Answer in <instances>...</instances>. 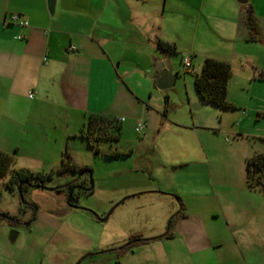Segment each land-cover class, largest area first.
I'll list each match as a JSON object with an SVG mask.
<instances>
[{"label": "rangeland", "instance_id": "obj_1", "mask_svg": "<svg viewBox=\"0 0 264 264\" xmlns=\"http://www.w3.org/2000/svg\"><path fill=\"white\" fill-rule=\"evenodd\" d=\"M133 1L142 8L153 7L150 0L109 3L110 10L121 6L126 36L135 26ZM248 6L254 12L256 40L248 33L244 40L240 34L236 37L235 23ZM160 7L165 12L147 34L146 52L149 60L152 53L163 54L154 49L156 37L175 44L177 53L169 60L177 82L160 90L144 66L148 60H129L135 45L132 40L124 43L118 53L125 54L122 70L131 88L118 105L124 113L119 117L120 138L100 140L99 152L82 139L64 147L73 153L75 164L91 172L61 173L60 163L34 171H52L46 182L50 188L82 174L90 191L77 200L80 208L68 203L65 188L33 187L22 204L18 192L0 187V212L16 219L0 218V264H264V193L246 183L247 158L264 153V0L247 5L237 0H161ZM237 38L242 47L234 51ZM185 56L193 58L199 72L204 56L231 64L227 98L233 107L190 108L188 99L197 93L195 73L185 72L182 64ZM167 93L177 103L169 114L178 116L183 110L181 119L191 127L194 116V133L169 130L159 124V117L148 123L142 116L145 103L163 107ZM140 119L149 128L138 132ZM111 149L126 154L105 156ZM175 153L188 154V159H166ZM30 206L36 208L33 220L43 212V217L53 216L54 225L42 224L40 217L27 221L23 211H32ZM12 229L18 231L13 242Z\"/></svg>", "mask_w": 264, "mask_h": 264}, {"label": "crops", "instance_id": "obj_2", "mask_svg": "<svg viewBox=\"0 0 264 264\" xmlns=\"http://www.w3.org/2000/svg\"><path fill=\"white\" fill-rule=\"evenodd\" d=\"M150 2L153 7L147 9L137 6L136 1L131 12V24L135 26L126 36L121 6L117 4L116 10L114 6L110 10V0H56L53 13L49 11L48 0H0V150L14 155L13 168L43 171L59 164L64 147L82 139L79 133L90 113L118 120L123 116L118 105L131 87L126 83L127 71L122 70L125 54L118 52L128 40L135 45V52L128 59L148 60L144 66L155 81L158 74L155 60L167 54L156 57L152 53L153 59L149 60L147 34L155 29L165 11L160 7L161 0ZM15 15L27 24L14 20ZM245 17L246 12L241 10L235 23L236 37L240 34L243 40L249 34ZM159 39L153 40L154 49ZM240 42L237 38L234 51L242 47ZM206 57L200 59L201 66ZM190 58L194 73L199 72ZM174 78L175 84L177 75ZM166 96L168 101L162 110L144 104L146 109L141 113L145 120L150 123L152 117H159L158 122L164 128L194 133L197 129L194 116L193 127L181 119L183 110L178 116H171L169 108H177V103L173 96L168 93ZM188 101L190 108L212 105L203 102L198 94ZM124 121L127 122L125 118ZM140 123L144 131L147 125L142 119L136 129ZM178 157L187 160L188 154L175 153L166 159ZM26 211L23 214L30 217L32 212ZM42 213L38 212L36 219L40 217L42 224L54 225L53 216L43 217Z\"/></svg>", "mask_w": 264, "mask_h": 264}, {"label": "trees", "instance_id": "obj_3", "mask_svg": "<svg viewBox=\"0 0 264 264\" xmlns=\"http://www.w3.org/2000/svg\"><path fill=\"white\" fill-rule=\"evenodd\" d=\"M245 24L250 34V39H257V28L254 21V12L248 6L245 17ZM158 49L168 55L177 53L175 44L157 41ZM232 76V66L229 62L213 57H206L202 63L200 72L194 74V87L199 98L205 102L220 107L222 109L231 108L233 105L228 101V83ZM168 96H165V102ZM122 126L118 119L107 118L99 113H90L87 117L84 128L79 136L84 139L88 146L99 152L98 142L102 139L118 140L121 135ZM126 152L119 149H111L104 153L107 157L124 155ZM15 157L12 154L0 150V185L10 192H18L22 204H25V194L33 187L47 188L46 182L52 178V171L44 174L34 172L25 168H13ZM57 170L63 172H91L88 166H78L74 163L70 152L65 149ZM246 183L251 189H259L264 193V153L259 152L251 155L246 160ZM37 181L34 184V181ZM69 184L53 188L61 191ZM2 191L0 189V198ZM70 197L69 202L70 203ZM0 218H4L0 216ZM6 219V218H4ZM8 220V219H7ZM10 221V220H8Z\"/></svg>", "mask_w": 264, "mask_h": 264}, {"label": "water", "instance_id": "obj_4", "mask_svg": "<svg viewBox=\"0 0 264 264\" xmlns=\"http://www.w3.org/2000/svg\"><path fill=\"white\" fill-rule=\"evenodd\" d=\"M237 2L242 5H247L250 2V0H237ZM55 4H56V0H48V8H49L50 13L54 12ZM154 66L158 72V74L155 77L156 86L161 90L168 89L174 86L175 78L173 75V67L169 60V55H165L163 57L157 58L155 60ZM49 190H53V188H49ZM67 201L69 202V196H68ZM35 212H36V208H35ZM0 216L10 221H16L15 218L7 215L6 213L0 212ZM17 235H18V231L12 229L9 235L10 240L13 242L16 239Z\"/></svg>", "mask_w": 264, "mask_h": 264}, {"label": "flooded vegetation", "instance_id": "obj_5", "mask_svg": "<svg viewBox=\"0 0 264 264\" xmlns=\"http://www.w3.org/2000/svg\"><path fill=\"white\" fill-rule=\"evenodd\" d=\"M85 180L86 179L82 176V174L76 175L71 181H69V185L65 189L70 197V200L72 202L71 204H74L72 205L73 207L80 208V206L77 205V200L79 199V197H81L83 193H87L90 191L89 187L84 186ZM30 207L32 213L31 216L27 219V221H30L35 213V210L33 211V206Z\"/></svg>", "mask_w": 264, "mask_h": 264}, {"label": "built area", "instance_id": "obj_6", "mask_svg": "<svg viewBox=\"0 0 264 264\" xmlns=\"http://www.w3.org/2000/svg\"><path fill=\"white\" fill-rule=\"evenodd\" d=\"M13 19L16 20V21H19L20 24H23V25H26L27 24V22L21 20L18 15L13 16ZM182 64H183V66H184V68H185L186 71H188V72L189 71H191V72H194L195 71L194 68H193L192 60H191L190 57H188V56L183 57ZM142 128H143L142 124L141 123L138 124L137 130L140 131V130H142Z\"/></svg>", "mask_w": 264, "mask_h": 264}]
</instances>
